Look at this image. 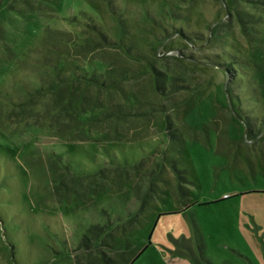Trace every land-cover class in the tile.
I'll return each instance as SVG.
<instances>
[{"label":"rangeland","instance_id":"obj_1","mask_svg":"<svg viewBox=\"0 0 264 264\" xmlns=\"http://www.w3.org/2000/svg\"><path fill=\"white\" fill-rule=\"evenodd\" d=\"M129 262L264 264V0H0V264Z\"/></svg>","mask_w":264,"mask_h":264},{"label":"trees","instance_id":"obj_2","mask_svg":"<svg viewBox=\"0 0 264 264\" xmlns=\"http://www.w3.org/2000/svg\"><path fill=\"white\" fill-rule=\"evenodd\" d=\"M137 256V255H136ZM131 262H129V264H130Z\"/></svg>","mask_w":264,"mask_h":264}]
</instances>
